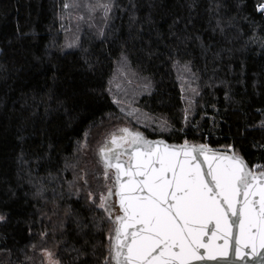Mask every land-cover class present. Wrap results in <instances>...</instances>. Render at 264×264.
<instances>
[{"label":"trees","instance_id":"1","mask_svg":"<svg viewBox=\"0 0 264 264\" xmlns=\"http://www.w3.org/2000/svg\"><path fill=\"white\" fill-rule=\"evenodd\" d=\"M81 1L0 0V214L7 216V222H0V264H42L44 248L58 252L62 264H79L73 247L86 253L82 259L88 264H102L108 225L97 230L91 218L102 213L90 211L85 194L72 195L69 186L83 184L77 180L81 170L91 173L98 146L129 119L148 137L233 145L250 166L264 164V15L255 10L259 0H195L191 11V0H155L163 7L151 9L153 0H114L106 24L99 10L78 21L74 9ZM133 13L137 23L130 26ZM149 13L162 32L174 16H191L189 32L210 45L206 55L195 42L182 49L190 55H182L181 62L190 59L199 77L191 84L198 95L182 90L187 85L165 57L146 55L150 40L156 48L153 25L142 23ZM217 18L223 33L212 31ZM101 28L105 37L98 35ZM122 49L131 70L151 78L150 93L137 87L139 77L120 75ZM114 98L123 99L124 112ZM129 104L139 110L138 119L126 114ZM144 114L156 119L146 124ZM160 121L170 126L163 134L153 131ZM37 188L41 196L34 195Z\"/></svg>","mask_w":264,"mask_h":264},{"label":"snow or ice","instance_id":"2","mask_svg":"<svg viewBox=\"0 0 264 264\" xmlns=\"http://www.w3.org/2000/svg\"><path fill=\"white\" fill-rule=\"evenodd\" d=\"M187 6L191 11L195 0ZM85 7L89 18L101 11L106 24L115 4L114 0H108ZM148 7L163 5L153 0ZM219 7H216L217 13ZM255 10L264 15V2ZM79 19L83 21L85 17ZM232 19H229V26ZM136 23L137 17L133 13L130 26ZM142 23L153 25L155 33L156 48H152L150 40L146 51L149 59L165 57L178 71V78L187 85V89L182 90L198 95L191 84L199 77L192 71L190 59L181 62L182 55H190L182 49L186 50L195 42L206 55L210 45H206L199 34L189 32L193 18L189 16L184 20L174 16L167 32L155 27L151 13ZM217 30L224 31L220 18L212 29L213 32ZM98 35L105 37L102 28ZM117 63L121 68L120 75L125 79L129 72L133 77H139L138 72L131 70L129 55L123 49ZM185 76L188 79L185 80ZM139 79L141 83L137 87L150 93L151 78ZM112 83V80L108 81L110 95ZM116 87L123 91L120 84ZM127 94L124 91V95ZM113 103L120 105L124 112L123 99L114 98ZM188 105L185 122L191 110V99ZM129 109L126 114L139 113L138 109L131 108V104ZM144 116L146 124L156 119L147 114ZM169 128L167 121H160L153 131L163 134ZM97 156V168L91 173L81 170L77 180H82L83 184H70L69 190L77 197L84 193L85 206L90 211L102 213L99 218L95 215L91 218L97 230L102 223L108 225L105 232L107 255L102 264H264V164L249 166L233 145L216 150L206 143H191L187 139L181 144H170L164 139H148L141 131L128 127H122L118 134L106 138ZM34 195L41 196L42 189L37 188ZM68 212L66 210V214ZM0 222H7L5 214H0ZM77 225L80 226L79 220ZM40 235L44 238L47 234ZM71 251L77 253L74 261L88 264L82 259L85 252L75 247ZM42 256L46 264H62L58 252L51 249H42Z\"/></svg>","mask_w":264,"mask_h":264},{"label":"rangeland","instance_id":"3","mask_svg":"<svg viewBox=\"0 0 264 264\" xmlns=\"http://www.w3.org/2000/svg\"><path fill=\"white\" fill-rule=\"evenodd\" d=\"M85 1V2H84ZM84 1H81V3L79 4V7L80 6H82L81 8H75L74 10H75V15H76V18L78 19V21H80V22H82V20H80L79 19V17H81V16H83V17H85V20H88V19H91V18H89V13H88V11H87V9H86V7H85V5H87L88 3H86L87 1L86 0H84ZM74 4V6H77V2H74L73 3ZM73 6V7H74ZM123 88H132V85H130L129 87H123ZM134 116V118H137L138 119V115H133ZM131 119H129L125 124H124V126L123 127H131L128 123L129 122H131L130 121ZM131 128H133V127H131ZM134 129H136V128H134ZM110 137V136H109ZM103 145V144H102ZM102 145H100V146H102ZM100 146H98V148L96 149V152H98V149H99V147ZM90 168H91V170L93 171V169H95V168H97V165L95 164L94 165V163L92 164V165H90ZM91 171V172H92ZM46 262V261H45Z\"/></svg>","mask_w":264,"mask_h":264},{"label":"water","instance_id":"4","mask_svg":"<svg viewBox=\"0 0 264 264\" xmlns=\"http://www.w3.org/2000/svg\"><path fill=\"white\" fill-rule=\"evenodd\" d=\"M130 130H134V131H136V130H138V129H134V128H131V127H128ZM138 131H141V130H138ZM142 133H144L143 131H141ZM115 133H117L118 134V131L117 132H115ZM145 135V134H144ZM146 136V135H145ZM148 139H152V140H157V139H164L167 143H170V144H181V143H183V142H171V141H169V140H167L166 138H163V137H156V138H154V137H148V136H146ZM197 144V143H196ZM210 146V145H209ZM211 148H213V149H216V150H225L226 148H219V147H212V146H210ZM244 158V157H243ZM245 159V158H244ZM246 160V159H245ZM246 162H247V160H246ZM248 163V162H247ZM250 166V165H249ZM210 264H212V262H210Z\"/></svg>","mask_w":264,"mask_h":264},{"label":"built area","instance_id":"5","mask_svg":"<svg viewBox=\"0 0 264 264\" xmlns=\"http://www.w3.org/2000/svg\"><path fill=\"white\" fill-rule=\"evenodd\" d=\"M261 2H264V0H259L258 2H257V5L259 4V3H261ZM256 5V6H257ZM208 139V138H207Z\"/></svg>","mask_w":264,"mask_h":264}]
</instances>
